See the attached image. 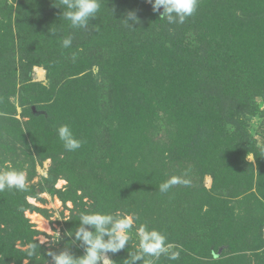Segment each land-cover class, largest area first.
<instances>
[{
    "label": "trees",
    "instance_id": "trees-1",
    "mask_svg": "<svg viewBox=\"0 0 264 264\" xmlns=\"http://www.w3.org/2000/svg\"><path fill=\"white\" fill-rule=\"evenodd\" d=\"M99 3L88 27L74 29L58 8L62 0L12 1L19 65L0 59V113L16 115L15 96L23 112L31 108L32 148L52 160L41 191L74 205L77 191H87L100 213L135 208L142 225L177 245L157 264H264V150L247 124L264 99V0H197L182 24L138 0ZM126 10L137 14L139 23L128 21L134 29L123 23ZM69 35L75 42L65 48ZM34 66L49 73L51 91L32 83ZM51 97L54 105L42 108ZM61 125L79 149L64 148ZM61 174L68 185L57 191ZM205 175L217 198L204 188ZM172 177L180 182L162 193ZM27 191H0V228L22 244L38 234L25 218ZM192 226H208L206 244L192 237ZM26 253H1L0 264H18Z\"/></svg>",
    "mask_w": 264,
    "mask_h": 264
},
{
    "label": "rangeland",
    "instance_id": "rangeland-1",
    "mask_svg": "<svg viewBox=\"0 0 264 264\" xmlns=\"http://www.w3.org/2000/svg\"><path fill=\"white\" fill-rule=\"evenodd\" d=\"M3 1L7 2V5L3 6L0 4V59L6 61V63L10 61L13 62L14 60L16 62V66H18V52L13 50L12 44H14L16 39V19L19 16L17 14L16 7L12 5L13 0ZM27 1L36 6L41 0ZM122 1H127L129 7H134V2L137 0ZM138 2L149 5L147 0H138ZM125 12L123 15L127 17ZM162 12L163 9L157 13L161 16ZM74 42L75 41L72 40V43ZM108 60L113 62L114 59L110 58ZM32 72V83L37 84L42 89L51 91L52 81L49 79V73L42 66H34ZM93 73H97L95 68L93 69ZM66 75L71 76V74ZM67 76H61L59 80L63 81ZM103 88L107 92L110 90L107 80L104 81ZM6 89L7 88H5V90ZM36 90H39L38 87ZM11 100L15 104L16 115L12 117H4L3 114L0 113V170L15 169L25 173V189L28 190L27 193H29L26 200L31 207L30 210L25 212V218L38 234L35 235V237H33L27 244H22L17 234H14L9 230H5L7 232L5 233L4 231L3 233V227H1L0 254L3 253L5 257H8L11 254H17L18 252H27L25 255H27L28 259H24L18 264H51L49 252L58 253L64 250L73 253L75 256H81L84 254L83 245L76 241L74 236L75 230L79 227L77 220H79L80 213L82 212H95L92 210V206L95 202L93 201L95 196H90L87 191L78 190L76 195L79 197V201L77 205H74L69 201L62 202L56 195H52L49 192L41 191L42 187H46V185H43V181L48 178L49 170L52 166V160L39 159L32 148V136L29 133V130L33 129L30 122L32 118V116H30L31 108L26 107V110L23 112L22 109L18 107V96H15ZM257 101L259 112L254 117H248L247 124L251 137L257 142L256 148L264 150V99H258ZM47 104L48 106H53L54 98H47L45 102L40 104V106L45 108ZM46 121L47 118L43 124H45ZM246 162L250 163L254 170H256V164L252 154L247 155ZM202 183L204 188L209 191L210 195L217 198V192H213L212 190V177L210 175H205L202 179ZM53 185L54 189L57 191L65 190L68 185L66 176L63 174L58 176L55 181H53ZM145 186L146 184H141L139 186L140 190L135 193L141 196L143 192L141 189ZM232 206L234 207V204H232ZM118 207V210H114L112 207L103 206L99 209V211H103L104 214H112L115 216L127 215L133 218L134 223L133 229L130 233L129 245H126L125 249L116 254H108L109 258L114 261V264H117L115 261H119V264H123V261L127 259L129 252H132L133 254H135V252H139L137 229L142 225V223L140 222V218L138 216V210H135L134 208V210L131 211H123V206L118 205ZM160 209L163 210L164 207H161ZM203 212L204 210L201 213ZM235 213L237 215L236 211ZM138 222L140 224H138ZM209 230L208 226H206V228L192 226L191 235L198 241L203 240V243L206 244L208 242L206 235H209L207 234V231ZM69 232H72L73 235ZM105 238L107 239V237ZM33 243L40 245V247L38 246L34 252L29 247V244ZM171 245L172 248H170L166 254L172 253L174 249L178 250V248L175 247L177 245L173 243H171ZM223 251V248H219L215 256H220ZM162 255L159 259H154L153 264H157L161 260ZM145 259H148V257H145ZM137 264H142V261H138Z\"/></svg>",
    "mask_w": 264,
    "mask_h": 264
},
{
    "label": "clouds",
    "instance_id": "clouds-1",
    "mask_svg": "<svg viewBox=\"0 0 264 264\" xmlns=\"http://www.w3.org/2000/svg\"><path fill=\"white\" fill-rule=\"evenodd\" d=\"M152 6V11L159 12L163 9L161 18H167L169 24L184 23L196 10L197 0H147ZM62 16L70 22L72 28H87L89 21L95 19L96 13L100 9L99 0H62ZM139 23L135 11L127 12V17L123 23L134 29L132 24ZM54 34V33H53ZM63 47L68 48L72 44L71 35L63 38ZM59 139L62 141L67 151H74L81 147V141L76 139L68 125H61L57 129ZM177 177H172L159 186L162 193H166L169 188L179 183ZM26 176L23 171L0 170V191L5 189L24 190ZM133 218L131 216H115L100 212H82L79 218V227L75 230V240L83 245L84 254L75 256L73 253L64 250L60 252H49L51 264H114L109 258V253L116 254L129 245L130 233L133 229ZM87 226V227H86ZM94 229V231L90 230ZM71 235H73L72 232ZM139 239V252L128 253L123 264H153L154 259H159L162 254L168 253L172 248L166 242V237L156 229L149 230L146 225H141L137 229ZM107 237V239H105ZM38 244H29L35 251ZM173 254L170 258L175 259ZM148 257V259H145Z\"/></svg>",
    "mask_w": 264,
    "mask_h": 264
}]
</instances>
